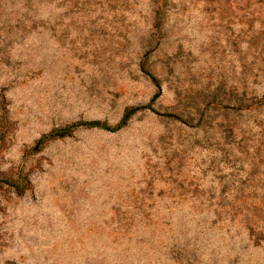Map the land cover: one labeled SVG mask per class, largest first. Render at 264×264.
Listing matches in <instances>:
<instances>
[{"label":"rangeland","instance_id":"1","mask_svg":"<svg viewBox=\"0 0 264 264\" xmlns=\"http://www.w3.org/2000/svg\"><path fill=\"white\" fill-rule=\"evenodd\" d=\"M0 264H264V0H0Z\"/></svg>","mask_w":264,"mask_h":264},{"label":"trees","instance_id":"2","mask_svg":"<svg viewBox=\"0 0 264 264\" xmlns=\"http://www.w3.org/2000/svg\"><path fill=\"white\" fill-rule=\"evenodd\" d=\"M151 82L153 83V85L157 88V92L155 93V95L153 96L152 100L158 98L160 96L161 93V89L160 86L158 84V81L155 77H153L152 75H150L149 73H146ZM143 107H132V108H127L125 109V111L122 114V117L119 121V123L116 125V127H108L107 125H105L104 123H100L99 121H82L79 123H75L69 126H65L63 128H59V129H55L53 131H51L49 134L43 136L42 138H40L35 145L32 147V152H37L40 150L41 145L43 143H45L48 140L51 139H60L63 137H66L70 134V132L78 127H85V128H100V129H104V130H108V131H117L123 127H125L128 123V121L131 119V117L133 115H135L140 109H142Z\"/></svg>","mask_w":264,"mask_h":264}]
</instances>
